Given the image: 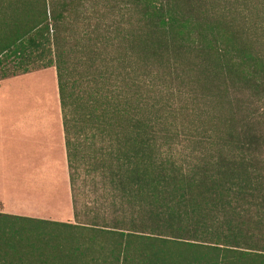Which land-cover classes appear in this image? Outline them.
<instances>
[{
    "label": "trees",
    "instance_id": "obj_1",
    "mask_svg": "<svg viewBox=\"0 0 264 264\" xmlns=\"http://www.w3.org/2000/svg\"><path fill=\"white\" fill-rule=\"evenodd\" d=\"M49 67L74 222L0 215V264H264V0H0V79Z\"/></svg>",
    "mask_w": 264,
    "mask_h": 264
},
{
    "label": "rangeland",
    "instance_id": "obj_2",
    "mask_svg": "<svg viewBox=\"0 0 264 264\" xmlns=\"http://www.w3.org/2000/svg\"><path fill=\"white\" fill-rule=\"evenodd\" d=\"M93 4L89 1L84 5L87 24L76 25L73 35L81 33L87 25L88 32L92 31L95 23L90 16ZM102 19L104 23L108 22L107 18ZM67 27L70 29L69 25ZM50 29L53 35L55 28ZM48 141L53 144L43 146ZM0 154V162L12 164L13 168L19 156L27 160L29 176H41L36 171L42 167L45 169L43 176L59 179L64 177V170L68 176L54 67L0 79ZM84 181L80 178L75 184V200L82 217L87 209L100 210L104 203L101 190L95 191L92 183Z\"/></svg>",
    "mask_w": 264,
    "mask_h": 264
},
{
    "label": "crops",
    "instance_id": "obj_3",
    "mask_svg": "<svg viewBox=\"0 0 264 264\" xmlns=\"http://www.w3.org/2000/svg\"><path fill=\"white\" fill-rule=\"evenodd\" d=\"M51 144L48 141L43 146ZM42 168L36 171L41 176H29L27 160L20 156L14 168L12 164L0 162V215L73 223L66 171L64 177L57 179L43 176L45 169Z\"/></svg>",
    "mask_w": 264,
    "mask_h": 264
}]
</instances>
